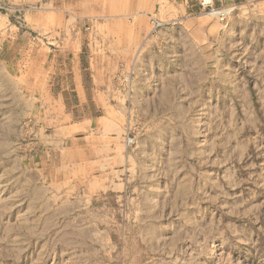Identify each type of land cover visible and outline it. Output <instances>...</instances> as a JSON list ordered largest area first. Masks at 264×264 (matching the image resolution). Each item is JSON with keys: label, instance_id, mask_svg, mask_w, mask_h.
I'll use <instances>...</instances> for the list:
<instances>
[{"label": "rangeland", "instance_id": "obj_1", "mask_svg": "<svg viewBox=\"0 0 264 264\" xmlns=\"http://www.w3.org/2000/svg\"><path fill=\"white\" fill-rule=\"evenodd\" d=\"M80 1L53 5L65 8L67 17L80 11ZM85 10L80 74L85 88L91 90L95 77L107 101L123 104L120 115L132 149L129 192L109 198L104 208L44 205L31 162L22 158L35 148L27 138L36 117L26 108L18 71L25 67L43 76L50 70L54 89L65 88L69 49L0 47V264H264V66L242 67L246 93L234 92L239 86L227 93L220 85L208 98L207 86L200 85L207 80L195 78V110L177 111L178 103L168 98L163 105L159 97L148 112L133 110L127 92L131 65L140 56L158 55L160 48L147 46L144 32L129 43L122 36L119 45V33L110 26L127 23V16L119 18L95 0H87ZM35 35L24 31L19 39ZM242 35L263 38L264 30L249 23ZM170 75L168 81L174 80ZM168 89L167 97L179 92L175 85ZM92 96L85 95L88 105L81 107L76 94H65L64 109L59 97L53 113L60 121L92 114Z\"/></svg>", "mask_w": 264, "mask_h": 264}, {"label": "crops", "instance_id": "obj_2", "mask_svg": "<svg viewBox=\"0 0 264 264\" xmlns=\"http://www.w3.org/2000/svg\"><path fill=\"white\" fill-rule=\"evenodd\" d=\"M213 1L227 11L222 22L204 12L200 0H95L101 9L119 18L127 16V23L112 22L110 26L119 33V45L122 36H127L129 43L136 32H144L147 46L160 48L158 55L140 56L131 65L127 91L131 98L130 109L148 112L152 109L150 104L159 97L163 105L168 98L178 103L177 111L195 110V78L207 80L200 85L207 86L208 98L209 94L219 92L220 85L228 87L227 93L238 86L234 92L241 94L243 90L246 93L247 72L242 67L257 63L263 68L264 37L247 39L242 33L249 23L264 30V0ZM79 3L84 9L81 6L80 11L70 12L66 17L65 8L55 7L54 0H0V47L61 46L69 49L64 60L72 63V67L62 74L69 82L65 88L54 89L56 76L50 70L43 76L27 72L25 67L21 70L23 73L18 71L26 108L36 117L31 136L27 138L35 148L30 157L24 153L22 158L31 162L30 174L40 183L37 188L45 195L44 205L56 206L55 201H58L57 206L64 208L72 205L104 208L109 198L119 200L129 192L131 185L126 175L132 149L121 120L123 104L107 101L106 91L95 77L91 90L83 83L80 74L81 21L88 11L85 10L87 0ZM24 31L36 32V35L23 41L19 36ZM239 31L241 36L236 37ZM125 32L127 34L122 35ZM71 48L76 49L72 51ZM187 48H191L190 54L185 53ZM48 59L43 63H48ZM30 61L33 63L32 59ZM55 61L53 56L52 65ZM237 66H240L239 71ZM168 72L174 80L168 81ZM173 85L179 92L174 98L167 97L168 87ZM72 92L79 97L81 107L88 103L85 95H93L91 103L95 111L60 121L53 113L57 110L53 102L59 105L60 97L63 104V95ZM113 93L121 94L120 91ZM64 107L63 104L60 108ZM190 123L195 127L194 118Z\"/></svg>", "mask_w": 264, "mask_h": 264}, {"label": "built area", "instance_id": "obj_3", "mask_svg": "<svg viewBox=\"0 0 264 264\" xmlns=\"http://www.w3.org/2000/svg\"><path fill=\"white\" fill-rule=\"evenodd\" d=\"M202 10L209 14L216 16L219 20H224L227 11L224 8H219L215 5L213 0H200ZM132 142V140H129Z\"/></svg>", "mask_w": 264, "mask_h": 264}]
</instances>
